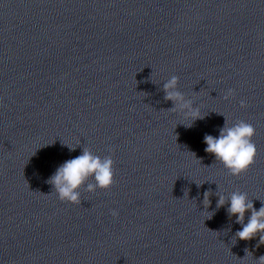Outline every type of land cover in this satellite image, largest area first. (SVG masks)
<instances>
[{"label":"clouds","instance_id":"obj_1","mask_svg":"<svg viewBox=\"0 0 264 264\" xmlns=\"http://www.w3.org/2000/svg\"><path fill=\"white\" fill-rule=\"evenodd\" d=\"M178 82L179 77L172 75L163 84L164 99L172 101L174 105L168 110L180 111L186 118L191 117L192 122L196 119H202L199 109L194 107L193 100L187 99L184 93L178 90ZM232 96H234V89H227L224 99ZM240 106L247 107V104L244 100H241ZM191 124L187 126L191 127ZM254 134L255 127L252 124L238 120L229 126L226 120L225 125L219 130L218 138L205 134L204 143L207 145L205 152L214 155L215 161H220L228 170L229 175L238 177L249 169L257 155V148L252 140ZM114 163L111 155L101 157L89 148H83L81 155L65 161L47 182L53 185L54 191L61 202L74 205L80 204V189L82 187L84 191L94 192L97 188L107 191L114 185ZM89 181H94V183ZM197 186L199 185L197 184ZM203 195V205L207 210L211 203L209 197L213 195V192L208 190ZM215 195L219 197L216 205L217 209L228 204V215L230 217L235 216V222L242 225V229L236 231L234 239L248 241L259 236L257 247L264 244V202L257 210L248 194L238 189L228 193L227 196L221 191H217ZM207 212V219H211L214 213ZM246 212L251 213L247 223L244 222ZM110 214L113 217L119 215L115 209H111ZM244 251L245 256H253L247 248ZM255 261L256 264H264V255L259 256Z\"/></svg>","mask_w":264,"mask_h":264}]
</instances>
